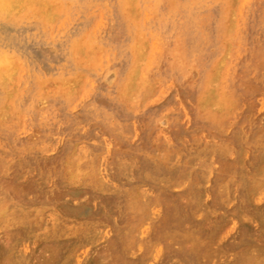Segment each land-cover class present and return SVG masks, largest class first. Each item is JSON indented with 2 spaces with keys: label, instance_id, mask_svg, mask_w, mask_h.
I'll list each match as a JSON object with an SVG mask.
<instances>
[{
  "label": "rangeland",
  "instance_id": "1",
  "mask_svg": "<svg viewBox=\"0 0 264 264\" xmlns=\"http://www.w3.org/2000/svg\"><path fill=\"white\" fill-rule=\"evenodd\" d=\"M55 1L0 0V264H264V0Z\"/></svg>",
  "mask_w": 264,
  "mask_h": 264
},
{
  "label": "bare ground",
  "instance_id": "2",
  "mask_svg": "<svg viewBox=\"0 0 264 264\" xmlns=\"http://www.w3.org/2000/svg\"><path fill=\"white\" fill-rule=\"evenodd\" d=\"M56 1H57V0H56ZM56 1H55V2H56ZM98 1H99V0H98ZM105 1H106V0H105ZM107 1H108V0H107ZM112 1H113V0H112ZM158 1H159V0H158ZM203 1H204V0H203ZM252 1H253V0H252ZM261 1H262V0H261ZM59 2H60V1H59ZM65 2H66V1H65ZM83 2H84V0H83ZM87 2H88V1H87ZM90 2H91V1H90ZM92 2H93V1H92ZM116 2H117V1H116ZM182 2H183V1H182ZM192 2H193V1H192ZM200 2H201V1H200ZM210 2H211V1H210ZM70 3L72 4V2H70ZM122 3H123V2H122ZM122 3H121V4H122ZM136 3H137V2H136ZM160 3H161V2H160ZM183 3H185V2H183ZM194 3H195V2H194ZM194 3H193V4H194ZM196 3H197V2H196ZM196 3H195V4H196ZM202 3H203V2H202ZM252 3H253V2H252ZM87 4H88V3H87ZM117 4H119V3H117ZM137 4H138V3H137ZM146 4H147V3H146ZM178 4H179V3H178ZM204 4H205V3H204ZM207 4H210V3H207ZM259 4H260V2H259ZM99 5H100V4H99ZM144 5H145V4H144ZM152 5H154V4H152ZM180 5H181V4H180ZM198 5H199V4H198ZM212 5H213V4H212ZM220 5H221V4H220ZM104 6H106V5H104ZM110 6H111V5H110ZM122 6H123V5H122ZM122 6H121V7H122ZM157 6H158V5H157ZM183 6H184V5H183ZM183 6H182V8H183ZM191 6H192V5H191ZM203 6H204V5H203ZM249 6H250V5H249ZM253 6H254V5H253ZM32 7H34V6H32ZM189 7H190V6H189ZM30 8H31V7H30ZM62 8H63V7H62ZM177 8H178V7H177ZM182 8H181V9H182ZM209 8H210V7H209ZM56 9H57V8H56ZM94 9H95V8H94ZM110 9H111V8H110ZM185 9H186V8H185ZM254 9H255V8H254ZM57 10H58V9H57ZM148 10H149V9H148ZM153 10H154V9H153ZM188 10H189V9H188ZM221 10H222V8H221ZM248 10H249V9H248ZM59 11H60V10H59ZM63 11H64V10H63ZM92 11H93V10H92ZM174 11H175V10H174ZM177 11H178V10H177ZM31 12H32V11H31ZM54 12H56V11H54ZM90 12H91V11H90ZM122 12H123V10H122ZM122 12H121V13H122ZM151 12H152V11H151ZM172 12H173V11H172ZM179 12H180V11H179ZM188 12H189V11H188ZM222 12H223V11H222ZM4 13H5V11H4ZM7 13H8V12H7ZM92 13H93V12H92ZM100 13H101V12H100ZM109 13H110V12H109ZM156 13H157V12H156ZM174 13H175V12H174ZM210 13H211V12H210ZM223 13H224V12H223ZM223 13H222V14L220 13V14L223 15ZM251 13H252V12H251ZM21 14H22V13H21ZM28 14H29V13H28ZM30 14H31V13H30ZM102 14H103V13H102ZM110 14H111V13H110ZM152 14H153V13H152ZM178 14H179V13H178ZM199 14H200V13H199ZM248 14H249V13H248ZM145 15H146V13H145ZM155 16H156V15H155ZM169 16H170V15H169ZM22 17H23V16H22ZM59 17H60V16H59ZM145 17H146V16H145ZM153 17H154V16H153ZM177 17H178V16H177ZM193 17H194V16H193ZM197 17H198V16H197ZM248 17H249V16H248ZM2 18H3V17H2ZM14 18H15V17H14ZM14 18H13V19H14ZM45 18H47V17H45ZM45 18H44V19H45ZM146 18H147V17H146ZM154 18H155V17H154ZM159 18H160V17H159ZM172 18H173V17H172ZM183 18H184V17H183ZM204 18H205V17H204ZM206 18H208V17H206ZM3 19H4V18H3ZM9 19H10V18H9ZM16 19H18V18H16ZM94 19H95V18H94ZM123 19H127V18H123ZM218 19H219V18H218ZM20 20H21V18H20ZM23 20H24V19H23ZM30 20H31V19H29V21H30ZM153 20H154V19H153ZM162 20H163V19H162ZM179 20H180V19H179ZM183 20H184V19H183ZM183 20H182V21H183ZM193 20H194V18H193ZM196 20H197V19H196ZM199 20H200V19H199ZM199 20H198V21H199ZM221 20H222V19H221ZM245 20H246V19H245ZM17 21H19V20H17ZM99 21H100V20H99ZM166 21H167V20H166ZM171 21H172V20H171ZM173 21H174V20H173ZM216 21H217V20H216ZM246 21H248V20H246ZM15 22H16V21H15ZM39 22H40V21H39ZM55 22H56V21H55ZM128 22H129V21H128ZM152 22H154V21H152ZM163 22H164V21H163ZM186 22H187V21H186ZM209 22H210V20H209ZM16 23H18V22H16ZM40 23H41V22H40ZM71 23H72V21H71ZM157 23H158V21H157ZM177 23H178V22H177ZM31 24H32V23H31ZM37 24H38V23H37ZM59 24H60V23H59ZM90 24H91V23H90ZM99 24H100V23H99ZM101 24H102V23H101ZM126 24H127V22H126ZM128 24H130V23H128ZM152 24H153V23H152ZM179 24H180V23H179ZM179 24H178V25H179ZM186 24H188V23H186ZM241 24H242V23H241ZM46 25H47V24H46ZM94 25H95V24H94ZM102 25H103V24H102ZM174 25H175V24H174ZM190 25H191V24H190ZM190 25H189V26H190ZM201 25H202V24H201ZM201 25H200V26H201ZM44 26H45V25H44ZM50 26H51V25H50ZM53 26H54V25H53ZM57 26H58V25H57ZM95 26H96V25H95ZM98 26H100V25H98ZM98 26H97V27H98ZM113 26H114V25H113ZM134 26H135V25H134ZM143 26H144V25H143ZM245 26H246V25H245ZM58 27H59V26H58ZM138 27H139V26H138ZM172 27H173V26H172ZM88 28H89V27H88ZM92 28H93V27H92ZM125 28H126V26H125ZM177 28H178V26H177ZM183 28H185V27L183 26ZM198 28H199V27H198ZM217 28H218V27H217ZM241 28H243V27H241ZM46 29H47V28H46ZM49 29H50V28H49ZM52 29H53V28H52ZM98 29H99V27H98ZM113 29H114V28H113ZM199 29H200V28H199ZM41 30H42V29H41ZM110 30H111V29H110ZM135 30H136V29H135ZM139 30H140V29H139ZM144 30H145V29H144ZM176 30H177V29H176ZM245 30H246V29H245ZM43 31H44V30H43ZM49 31H50V30H48V32H49ZM62 31H64V30H62ZM90 31H91V30H90ZM106 31H107V30H106ZM140 31H141V30H140ZM140 31H139V32H140ZM150 31H151V30H150ZM181 31H182V30H181ZM216 31H218V30H216ZM239 31H240V28H239ZM242 31H243V30H242ZM45 32H46V31H45ZM48 32H47V34H48ZM57 32H59V31H57ZM91 32H92V31H91ZM96 32H97V31H96ZM205 32H206V31H205ZM55 33H56V32H55ZM102 33H103V32H102ZM115 33H116V32H115ZM118 33H119V32H118ZM126 33H127V32H126ZM150 33H151V32H150ZM172 33H173V32H172ZM176 33H177V32H176ZM193 33H194V32H193ZM200 33H201V32H200ZM216 33H217V32H216ZM219 33H220V32H219ZM239 33H241V32H239ZM10 34H11V33H10ZM26 34H27V33H26ZM91 34H92V33H91ZM106 34H107V33H106ZM113 34H114V32H113ZM159 34H160V33H159ZM83 35H84V34H83ZM108 35H109V34H108ZM168 35H169V34H168ZM178 35H180V34H178ZM220 35H221V34H220ZM239 35H241V34H239ZM243 35H244V34H243ZM26 36H27V35H26ZM85 36H86V35H85ZM111 36H112V35H111ZM148 36H149V35H148ZM175 36H176V35H175ZM180 36H181V35H180ZM206 36H207V35H206ZM236 36H237V35H236ZM0 37H1V36H0ZM109 37H110V36H109ZM116 37H117V36H116ZM173 37H174V36H173ZM221 37H222V36H221ZM238 37H239V36H238ZM80 38H81V37H80ZM80 38H79V39H80ZM110 38H111V37H110ZM155 38H156V37H155ZM160 38H161V37H160ZM232 38H233V37H232ZM36 39H37V38H36ZM61 39H62V38H61ZM202 39H203V37H202ZM214 39H216V38H214ZM218 39H219V38H218ZM156 40H157V39H156ZM236 40H237V39H236ZM84 41H85V38H84ZM89 41H90V40H89ZM97 41H98V40H97ZM102 41H103V40H102ZM258 41H259V40H258ZM85 42H86V41H85ZM158 42H159V40H158ZM161 42H162V41H161ZM83 43H84V42H83ZM96 43H97V42H96ZM87 44H88V43H87ZM149 44H151V43L149 42ZM152 44H153V43H152ZM131 45H132V44H131ZM156 45H157V44H156ZM164 45H165V44H164ZM217 45H218V44H217ZM217 45H216V46H217ZM70 46H71V45H70ZM72 46H73V45H72ZM85 46H86V45H85ZM91 46H92V45H91ZM158 46H160V45H158ZM183 46H184V45H183ZM183 46H182V47H183ZM235 46H236V45H235ZM253 46H254V45H253ZM258 46H259V45H258ZM87 47H88V45H87ZM101 47H102V46H101ZM105 47H106V46H105ZM150 47H151V45H150ZM73 48H74V47H73ZM97 48H98V47H97ZM106 48H107V47H106ZM164 48H165V47H164ZM164 48H163V49H164ZM238 48H239V47H238ZM238 48H237V49H238ZM259 48H260V47H259ZM68 49H69V47H68ZM130 49H131V46H130ZM153 49H154V48H153ZM159 49H160V47H159ZM170 49H171V48H170ZM170 49H168V50H170ZM234 49L236 50V48H234ZM87 50H88V49H87ZM105 50H106V49H105ZM109 50H110V48H109ZM168 50H167V51H168ZM209 50H210V49H209ZM212 50H213V49H212ZM235 50H233V51H235ZM4 51H5V50H4ZM156 51H158V49H157ZM165 51H166V50H165ZM173 51H174V50H173ZM184 51H185V50H184ZM184 51H183V54H185ZM221 51H222V50H221ZM244 51H245V50H244ZM252 51H253V50H252ZM103 52H104V50H103ZM105 52H106V51H105ZM108 52H110V51H108ZM108 52H107V53H108ZM129 52H130V51H129ZM235 52H236V51H235ZM3 53H4V52H3ZM149 53H150V52H149ZM157 53L159 54V52H157ZM169 53H170V52H169ZM193 53H195V52H193ZM202 53H203V52H202ZM146 54H147V53H146ZM152 54H153V53H152ZM220 54H221V53H220ZM198 55H199V54H198ZM242 55H243V54H242ZM111 56H112V54H111ZM146 56H148V55H146ZM192 56H193V55H192ZM232 56H233V54H232ZM253 56H255V55H253ZM18 57H19V56H18ZM101 57H102V56H101ZM104 57H106V56H104ZM150 57H151V56H150ZM157 57H158V56H157ZM188 57H189V56H188ZM194 57H195V56H194ZM218 57H219V56H218ZM230 57H231V56H230ZM230 57H229V59H230ZM3 58H4V57H3ZM5 58H6V56H5ZM8 58H9V57H8ZM107 58H109V57H107ZM151 58H152V57H151ZM0 59H2V57H1ZM14 59H15V58H14ZM100 59H102V58H100ZM186 59H187V58H186ZM189 59H190V58H189ZM237 59H238V58H237ZM249 59H250V58H249ZM15 60H16V59H15ZM107 60H108V59H107ZM107 60H106V61H107ZM112 60H113V59H112ZM169 60H170V59H169ZM241 60H242V59H241ZM262 60H263V59H262ZM5 61H6V59H5ZM72 61H73V60H72ZM154 61H155V59H154ZM154 61H153V62H154ZM156 61H157V60H156ZM156 61H155V62H156ZM238 61H239V60H238ZM2 62H3V61H2ZM83 62H84V61H83ZM165 62H166V61H165ZM192 62H193V61H192ZM202 62H203V61H202ZM253 62H254V61H253ZM21 63H22V62H21ZM62 63H63V62H62ZM108 63H109V62H108ZM132 63H133V62H132ZM4 64H6V63H4ZM51 64H52V63H51ZM98 64H99V63H98ZM103 64H104V62H103ZM154 64H155V63H154ZM156 64H157V63H156ZM211 64H212V63H211ZM211 64H210V65H211ZM228 64H229V63H228ZM248 64H249V63H248ZM101 65H102V64H101ZM101 65H100V66H101ZM109 65H111V64H109ZM161 65H162V64H161ZM187 65H188V64H187ZM195 65H196V64H195ZM165 66H166V65H165ZM200 66H201V65H200ZM234 66H235V65H234ZM255 66H256V65H255ZM257 66H258V65H257ZM19 67H20V66H19ZM56 67H57V66H56ZM103 67H104V66H103ZM156 67H157V66H156ZM168 67H169V66H168ZM251 67H252V66H251ZM5 68H6V67H5ZM116 68H117V67H116ZM164 68H165V67H164ZM195 68H196V67H195ZM201 68H202V67H201ZM203 68H204V67H203ZM262 68H263V66H262ZM262 68H261V69H262ZM6 69H7V68H6ZM6 69H5V71H6ZM89 69H90V68H89ZM107 69H108V67H107ZM118 69H119V68H118ZM126 69H127V68H126ZM154 69H155V68H154ZM184 69H185V68H184ZM208 69H209V68H208ZM2 70H3V69H2ZM73 70H74V69H73ZM75 70H76V69H75ZM75 70H74V71H75ZM105 70H106V69H105ZM175 70H176V69H175ZM240 70H241V69H240ZM254 70H255V69H254ZM24 71H25V70H24ZM66 71H67V70H66ZM81 71H82V70H80V72H81ZM86 71H87V70H86ZM172 71H173V70H172ZM178 71H179V70H178ZM185 71H186V70H185ZM262 71H263V70H262ZM2 72H3V71H2ZM6 72H8V71H6ZM77 72H78V71H77ZM82 72H85V71H82ZM82 72H81V73H82ZM88 72H89V71H88ZM90 72H91V71H90ZM253 72H254V71H253ZM4 73H5V72H4ZM9 73L12 74V72H10V71H9ZM91 73H92V72H91ZM108 73H110V72H108ZM112 73H113V72H112ZM171 73H172V72H171ZM1 74H2V73H0V76H1ZM28 74H29V73H28ZM86 74H87V73H86ZM97 74H98V72H97ZM99 74H100V73H99ZM169 74H170V72H169ZM230 74H231V73H230ZM2 75H3V74H2ZM20 75H21V72H20ZM74 75H75V74H74ZM120 75H121V74H120ZM178 75H179V74H178ZM3 76H4V75H3ZM103 76H104V75H103ZM153 76H155V75H153ZM6 77H9V74H8V73H7V76H6ZM39 77H40V76H39ZM72 77H73V76H72ZM123 77H124V76H123ZM172 77H173V76H172ZM182 77H183V76H182ZM229 77H230V76H229ZM23 78H24V77H23ZM36 78H37V77H36ZM54 78H55V77H54ZM90 78H91V77H90ZM153 78H156V77H153ZM235 78H236V77H235ZM235 78H234V79H235ZM249 78H250V77H249ZM1 79H2V78H1ZM44 79H45V78H44ZM47 79H48V78H47ZM110 79H111V78H110ZM149 79H150V78H149ZM243 79H244V78H243ZM251 79H252V78H251ZM257 79H258V78H257ZM261 79H262V78H261ZM18 80H19V79H18ZM37 80H38V79H37ZM49 80H50V79H49ZM52 80H53V78H52ZM52 80H51V81H52ZM58 80H59V79H58ZM93 80H94V79H93ZM203 80H204V79H203ZM229 80H230V79H229ZM241 80H242V79H241ZM244 80H245V79H244ZM31 81H32V80H31ZM56 81H57V80H56ZM103 81H104V79H103ZM151 81H152V80H151ZM171 81H172V80H171ZM171 81H170V82H171ZM242 81H243V80H242ZM250 81H251V80H250ZM253 81H254V80H253ZM259 81H260V80H259ZM25 82H26V81H25ZM36 82H37V81H36ZM98 82H99V81H98ZM105 82H106V81H105ZM202 82H203V81H202ZM228 82H229V81H228ZM96 83H97V82H96ZM99 83H100V82H99ZM102 83H103V82H102ZM107 83H108V82H107ZM120 83H121V82H120ZM120 83H118V84H120ZM230 83H231V82H230ZM250 83H251V82H250ZM29 84H30V83H29ZM116 84H117V82H116ZM169 84H170V83H169ZM177 84H178V83H177ZM179 84H180V83H179ZM181 84H182V83H181ZM39 85H40V84H39ZM39 85H38V86H39ZM113 85H114V84H113ZM165 85H166V84H165ZM183 85H184V84H183ZM186 85H187V84H186ZM229 85H230V84H229ZM237 85H238V84H237ZM22 86H23V85H22ZM24 86H26V84H25ZM169 86H170V85H169ZM180 86H181V85H180ZM60 87H61V86H60ZM60 87H59V88H60ZM159 87H160V86H159ZM201 87H202V86H201ZM227 87H228V86H227ZM233 87H234V86H233ZM39 88H40V87H39ZM162 88H163V87H162ZM174 88H175V86H174ZM187 88H188V87H187ZM7 89H8V88H7ZM7 89H6V90H7ZM15 89H16V88H15ZM20 89H21V88H20ZM84 89H85V87H84ZM233 89H234V88H233ZM39 90H41V89H39ZM80 90H81V89H80ZM108 90H109V89H108ZM165 90H166V89H165ZM231 90H232V89H231ZM242 90H243V89H242ZM27 91H29V90H27ZM90 91H91V90H90ZM94 91H95V90H94ZM159 91H160V90H159ZM167 91H168V90H167ZM256 91H257V90H256ZM16 92H17V91H16ZM92 92H93V91H92ZM95 92H96V91H95ZM157 92H158V91H157ZM164 92H165V91H164ZM243 92H244V91H243ZM252 92H253V91H252ZM19 93H20V92H19ZM33 93H34V92H33ZM37 93L39 94V92H37ZM42 93H43V92H42ZM102 93H104V92H102ZM232 93H233V91H232ZM249 93H250V92H249ZM31 94H32V93H31ZM57 94H58V93H57ZM86 94H87V93H86ZM140 94H141V93H140ZM187 94H188V93H187ZM187 94H186V95H187ZM41 95H42V94H41ZM58 95H59V94H58ZM87 95H88V94H87ZM167 95H168V94H167ZM240 95H241V94H240ZM10 96H11V94H10ZM83 96H84V95H83ZM105 96H106V95H105ZM116 96H117V95H116ZM116 96H115V97H116ZM139 96H140V95H139ZM141 96H142V95H141ZM152 96H153V95H152ZM175 96H176V95H175ZM178 96H179V95H178ZM245 96H246V95H245ZM254 96H255V95H254ZM8 97H9V96H8ZM19 97H20V96H18V98H19ZM39 97H40V96H39ZM44 97H45V96H44ZM46 97H47V96H46ZM46 97H45V98H46ZM88 97H89V96H88ZM159 97H160V96H159ZM236 97H237V96H236ZM48 98H49V97H48ZM56 98H57V97H56ZM77 98H78V97H77ZM111 98H112V97H111ZM136 98H138V97H136ZM136 98H134V100H135ZM152 98H153V97H152ZM240 98H241V97H240ZM33 99H34V98H33ZM70 99H71V98H70ZM85 99H86V98H85ZM85 99H83V100H85ZM186 99H187V98H186ZM0 100H1V99H0ZM2 100H3V99H2ZM17 100H18V99H17ZM64 100H65V99H64ZM71 100H72V99H71ZM80 100H81V99H80ZM116 100H117V99H116ZM48 101H49V100H48ZM162 101H163V100H162ZM182 101H183V100H182ZM2 102H3V101H2ZM21 103H22V102H21ZM49 103H52V101H51V102L49 101ZM49 103H48V104H49ZM64 103H65V102H64ZM67 103H68V101H67ZM191 103H192V102H191ZM191 103H190V104H191ZM254 103H255V102H254ZM0 104H1V103H0ZM14 104H15V103H14ZM22 104H24V103H22ZM68 104H69V103H68ZM76 104H77V103H76ZM76 104H75V105H76ZM81 104H82V103H81ZM81 104H80V105H81ZM72 105H73V104H72ZM127 105H129V104H127ZM241 105H242V104H241ZM58 106H59V105H58ZM124 106H125V105H124ZM153 106H154V105H153ZM177 106H179V105H177ZM181 106H182V105H181ZM181 106H180V107H181ZM253 106L255 107V105H253ZM18 107H19V106H18ZM29 107H30V106H29ZM56 107H57V106H56ZM79 107H80V106H79ZM90 107H91V106H90ZM148 107H149V106H148ZM245 107H246V106H245ZM16 108H17V107H16ZM26 108H27V107H26ZM52 108H54V107H52ZM69 108H70V107H69ZM69 108H68V109H69ZM134 108H135V107H134ZM140 108H141V106H140ZM169 108H170V107H169ZM173 108L175 109V107H173ZM176 108H177V107H176ZM50 109H51V108H50ZM57 109H58V108H57ZM73 109H74V108H73ZM73 109H71V111H72ZM90 109H91V108H90ZM165 109H167V108H165ZM194 109H195V108H194ZM17 110H18V109H17ZM30 110H31V109H30ZM44 110H45V109H44ZM66 110H67V109H66ZM140 110H141V109H140ZM143 110H144V109H143ZM143 110H142V111H143ZM248 110H249V108H248ZM34 111H35V110H34ZM132 111H133V110H132ZM152 111H153V110H152ZM160 111H161V110H160ZM253 111H254V110H253ZM140 112H141V111H140ZM70 113H71V112H70ZM164 113H165V112H164ZM20 114H21V113H20ZM80 114H81V113H80ZM25 115H26V114H25ZM29 115H30V114H29ZM43 115H44V114H43ZM43 115H42V116H43ZM45 115H46V114H45ZM73 115H74V114H73ZM77 115H78V114H77ZM105 115H106V114H105ZM146 115H147V114H146ZM188 115H189V114H188ZM196 115H197V114H196ZM16 116H17V115H16ZM151 116H152V115H151ZM4 117H5V116H4ZM10 117H12V116H10ZM112 117H113V116H112ZM257 117H258V116H257ZM7 118H8V117H7ZM17 118H18V117H17ZM21 118H22V117H21ZM246 118H247V117H246ZM246 118H245V119H246ZM263 118H264V117H263ZM25 119H26V118H25ZM25 119H23V120H25ZM45 119H46V118H45ZM56 119H57V117H56ZM76 119H77V118H76ZM94 119H95V118H94ZM148 119H149V118H148ZM156 119H157V118H156ZM245 119H244V120H245ZM261 119H262V118H261ZM40 120H41V119H40ZM40 120H39V122H40ZM62 120H63V119H62ZM203 120H204V118H203ZM263 120H264V119H263ZM30 121H31V120H30ZM36 121H37V120H36ZM44 121H45V120H44ZM63 121H64V120H63ZM109 121H110V120H109ZM206 121H207V120H206ZM247 121H248V120H247ZM260 121H261V120H260ZM23 122H24V121H23ZM37 122H38V121H37ZM37 122H36V123H37ZM113 122H114V121H113ZM173 122H174V121H173ZM189 122H190V121H189ZM254 122H255V121H254ZM52 123H53V122H52ZM115 123H116V122H115ZM126 123H127V122H126ZM152 123H153V122H152ZM226 123H227V122H226ZM226 123H225V124H226ZM32 124H33V123H32ZM42 124H43V123H42ZM45 124H46V123H45ZM96 124H97V123H96ZM108 124H109V123H108ZM134 124H135V123H134ZM189 124H190V123H189ZM207 124H208V123H207ZM215 124H216V123H215ZM223 124H224V123H223ZM225 124H224V125H225ZM239 124H240V123H239ZM247 124H248V123H247ZM14 125H15V124H14ZM22 125H23V123H22ZM34 125H35V124H34ZM61 125H62V124H61ZM186 125H187V124H186ZM186 125H185V126H186ZM212 125H213V123H212ZM241 125H242V124H241ZM255 125H256V124H255ZM2 126H3V125H2ZM37 126H38V125H37ZM49 126H50V125H49ZM92 126H93V125H92ZM185 126H184V127H185ZM210 126H211V124H210ZM256 126H257V125H256ZM24 127H25V126H24ZM29 127H30V126H29ZM47 127H48V126H47ZM112 127H113V126H112ZM123 127H124V126H123ZM153 127H154V126H153ZM187 127H188V126H187ZM0 128H1V127H0ZM6 128H7V127H6ZM20 128H21V127H20ZM144 128H145V127H144ZM150 128H151V127H150ZM194 128H196V127H194ZM213 128H214V126H213ZM248 128H249V127H248ZM257 128H258V127H257ZM18 129H19V128H18ZM23 129H24V128H23ZM43 129H44V128H43ZM61 129H62V128H61ZM230 129H231V128H230ZM239 129H240V128H239ZM14 130H15V129H14ZM14 130H13V131H14ZM84 130H85V129H84ZM112 130H113V129H112ZM135 130H136V129H135ZM157 130H158V129H157ZM188 130H189V129H188ZM200 130H201V129H199V131H200ZM219 130H220V129H219ZM253 130H254V129H253ZM4 131H6V130H4ZM9 131H10V130H9ZM21 131H22V130H21ZM24 131H25V130H24ZM39 131H40V130H39ZM199 131H198V132H199ZM229 131H230V130H229ZM2 132H3V131H2ZM10 132H11V131H10ZM81 132H82V131H81ZM86 132H87V131H86ZM95 132H96V131H95ZM101 132H102V131H101ZM7 133H8V132H7ZM16 133H17V132H16ZM123 133H124V132H123ZM135 133H136V132H135ZM17 134H18V133H17ZM85 134H86V133H85ZM169 134H170V133H169ZM194 134H195V133H194ZM209 134H210V133H209ZM217 134H219V133H217ZM260 134H261V133H260ZM22 135H23V134H22ZM124 135H125V134H124ZM134 135H135V134H134ZM138 135H139V134H138ZM153 135H154V134H153ZM201 135H202V134H201ZM254 135H255V134H254ZM3 136H4V135H3ZM62 136H63V135H62ZM128 136H129V135H128ZM173 136H174V135H173ZM197 136H198V135H197ZM13 137H14V136H13ZM58 137H59V136H58ZM133 137H134V136H133ZM24 138H25V137H24ZM39 138H40V137H39ZM70 138H71V137H70ZM75 138H76V135H75ZM154 138H155V137H154ZM239 138H240V137H239ZM115 139H116V138H115ZM163 139H164V138H163ZM163 139H162V140H163ZM194 139H196V138H194ZM219 139H220V138H219ZM254 139H255V138H254ZM40 140H41V139H40ZM103 140H104V139H103ZM109 140H110V139H109ZM116 140H117V139H116ZM155 140H156V139H155ZM171 140H172V139H171ZM184 140H185V139H184ZM197 140H198V139H197ZM250 140H251V139H250ZM258 140H260V139H258ZM2 141H3V140H2ZM78 141H79V140H78ZM94 141H95V140H94ZM104 141H105V140H104ZM133 141H134V140H133ZM138 141H139V140H138ZM185 141H186V140H185ZM229 141H230V140H229ZM76 142H77V141H76ZM130 142H131V141H130ZM211 142H212V141H211ZM242 142H243V141H242ZM13 143H14V142H13ZM44 143H45V142H44ZM136 143H137V142H136ZM164 143H165V142H164ZM194 143H195V142H194ZM223 143H224V142H223ZM228 143H229V142H228ZM24 144H25V143H24ZM32 144H33V143H32ZM34 144H35V143H34ZM36 144H37V143H36ZM42 144H43V143H42ZM49 144H50V142H49ZM72 144H73V143H72ZM159 144H160V143H159ZM170 144H171V143H170ZM197 144H198V143H197ZM247 144H248V143H247ZM247 144H246V145H247ZM249 144H251V143H249ZM7 145H8V144H7ZM145 145H146V144H145ZM16 146H17V145H16ZM20 146H21V145H20ZM24 146H26V144H25ZM32 146H33V145H32ZM35 146H36V145H35ZM82 146H83V145H82ZM106 146H107V145H106ZM112 146H113V145H112ZM155 146H156V145H155ZM179 146H180V145H179ZM179 146H178V147H179ZM195 146H196V145H195ZM203 146H204V145H203ZM213 146H214V145H213ZM36 147H37V146H36ZM78 147H80V146H78ZM123 147H124V146H123ZM123 147H122V148H123ZM125 147H126V146H125ZM219 147H220V146H219ZM5 148H6V147H5ZM9 148H10V147H9ZM14 148H15V147H14ZM14 148H13V149H14ZM28 148H29V145H28ZM38 148H39V147H38ZM41 148H42V146H41ZM43 148H45V146H44ZM52 148H53V147H52ZM82 148H83V147H82ZM84 148H85V147H84ZM86 148H87V147H86ZM150 148H151V147H150ZM156 148H158V147H156ZM214 148H215V147H214ZM228 148L230 149V147H228ZM242 148H243V147H242ZM1 149H2V148H1ZM17 149H18V147L16 148V150H17ZM158 149H159V148H158ZM167 149H169V148H167ZM175 149H176V148H175ZM207 149H208V148H207ZM243 149H244V148H243ZM33 150H34V149H33ZM37 150H38V149H37ZM40 150H41V149H40ZM40 150H39V151H40ZM47 150H48V149H47ZM68 150H69V149H68ZM110 150H111V149H110ZM126 150H127V149H126ZM212 150H213V149H212ZM230 150H232V149H230ZM258 150H259V148H258ZM6 151H8V150H6ZM18 151H19V150H18ZM30 151H32V150H30ZM44 151H45V150H44ZM52 151H53V150H52ZM79 151H80V150H79ZM85 151H87V150L85 149ZM106 151H107V150H106ZM163 151H164V150H163ZM209 151H211V149H209ZM226 151H227V150H226ZM226 151H225V152H226ZM228 151H229V150H228ZM246 151H247V150H246ZM1 152H2V151H1ZM12 152H13V151H12ZM12 152H11V153H12ZM28 152H29V151H28ZM46 152H47V151H46ZM49 152H50V151H49ZM49 152H48V153H49ZM54 152H55V150H54ZM60 152H61V151H60ZM107 152H108V151H107ZM111 152H112V151H111ZM247 152H248V151H247ZM256 152H257V151H256ZM3 153H4V152H3ZM24 153H25V152H24ZM78 153H79V152H78ZM94 153H95V152H94ZM5 154H6V153H5ZM16 154H17V153H16ZM22 154H23V153H22ZM41 154H42V153H41ZM97 154H98V153H97ZM111 154H112V153H111ZM137 154H138V152H137ZM139 154H140V153H139ZM151 154H152V153H151ZM163 154H164V153H163ZM213 154H215V153L213 152ZM244 154H245V153H244ZM17 155H18V154H17ZM42 155H43V154H42ZM65 155H66V153L64 154V156H65ZM99 155H100V154H99ZM161 155H162V154H161ZM240 155H241V154H240ZM10 156H11V155H10ZM14 156H15V154H14ZM22 156H23V155H22ZM45 156H46V155H45ZM49 156H51L50 153H49ZM92 156H93V155H92ZM111 156H113V155H111ZM149 156H150V155H149ZM223 156H224V155H223ZM244 156H245V155H244ZM16 157H17V156H16ZM51 157H53V156H51ZM51 157H50V159H51ZM65 157H66V156H65ZM80 157H82L81 154H80ZM84 157H85V156H84ZM84 157H83V158H84ZM101 157H102V156H101ZM150 157H151V156H150ZM190 157H191V156H189V158H190ZM197 157H198V156H197ZM213 157H214V155H213ZM252 157H253V156H252ZM8 158H9V157H8ZM11 158H12V157H11ZM45 158H46V157H45ZM45 158H44V159H45ZM47 158H48V157H47ZM70 158H71V157H70ZM76 158H77V157H76ZM134 158H135V157H134ZM210 158H211V157H210ZM2 159H3V158H2ZM13 159H14V158H13ZM74 159H75V158H74ZM77 159H78V158H77ZM91 159H92V157H91ZM104 159H105V158H104ZM176 159H178V158H176ZM176 159H175V160H176ZM183 159H184V158H183ZM185 159H186V158H185ZM197 159H198V158H197ZM197 159H196V160H197ZM201 159H202V158H201ZM213 159H214V158H213ZM14 160L16 161V159H14ZM24 160H25V159H24ZM72 160H73V159H72ZM87 160H88V159H87ZM123 160H124V159H123ZM135 160H136V158H135ZM158 160H159V159H158ZM161 160H162V159H161ZM165 160H166V158H165ZM180 160H181V159H180ZM199 160H200V158H199ZM210 160H211V159H210ZM4 161H5V160H4ZM4 161H3V162H4ZM8 161H9V159H8ZM63 161H64V160H63ZM159 161H160V160H159ZM178 161H179V160H178ZM197 161H198V160H197ZM227 161H228V159H227ZM251 161H252V160H251ZM17 162H20V161H17ZM36 162H37V161H36ZM90 162H91V161H90ZM153 162H154V161H153ZM174 162H175V161H174ZM13 163H15V162H13ZM74 163H75V162H74ZM230 163H231V162H230ZM242 163H243V162H242ZM248 163H249V162H248ZM262 163H263V162H262ZM15 164H16V163H15ZM17 164H18V163H17ZM60 164H61V163H60ZM82 164H83V163H82ZM85 164H86V163H85ZM95 164H96V163H95ZM154 164H155V163H154ZM165 164H166V161H165ZM215 164H216V163H215ZM186 165H187V163H186ZM207 165H208V164H207ZM211 165H214V164H211ZM216 165H217V164H216ZM240 165H242V164H240ZM244 165H245V164H244ZM18 166H19V164H18ZM24 166H25V165H24ZM38 166H39V165H38ZM50 166H51V165H50ZM50 166H49V167H50ZM75 166H76V165H75ZM101 166H102V164H101ZM103 166H104V165H103ZM195 166H196V165H195ZM242 166H243V165H242ZM242 166H241V167H242ZM22 167H23V165H22ZM59 167H60V166H59ZM79 167H80V165H79ZM86 167H87V166H86ZM46 168H48V167H46ZM74 168H75V167H74ZM92 168H93V166H92ZM101 168H102V167H101ZM217 168H218V167H217ZM256 168H257V167H256ZM62 169H63V168H62ZM94 169H95V168H94ZM183 169H184V168H183ZM210 169H211V167H210ZM214 169H215V168H214ZM67 170H68V169H67ZM75 170H76V169H75ZM179 170H180V169H179ZM191 170H192V169H191ZM246 170H247V169H246ZM13 171H14V170H13ZM88 171H89V169H88ZM88 171H86V172H88ZM94 171H95V170H94ZM105 171H106V170H105ZM209 171H210V170H209ZM247 171H248V170H247ZM10 172H11V171H10ZM34 172H35V170H34ZM50 172H51V171H50ZM98 172H99V171H98ZM106 172H107V171H106ZM131 172H132V171H131ZM179 172H180V171H179ZM257 172H258V171H257ZM263 172H264V171H263ZM263 172H262V173H263ZM11 173H12V172H11ZM64 173H65V172H64ZM93 173H94V172H93ZM180 173H181V172H180ZM245 173H246V172H245ZM33 174H34V173H33ZM42 174H43V173H42ZM46 174H47V173H46ZM56 174H57V173H56ZM77 174H78V173H77ZM189 174H190V173H189ZM218 174H219V173H218ZM232 174H234V173H232ZM235 174H236V173H235ZM250 174H251V173H250ZM254 174H255V173H254ZM5 175H7V174L5 173ZM53 175H54V174H53ZM84 175H85V173H84ZM92 175H93V174H92ZM110 175H111V174H110ZM208 175H209V174H208ZM224 175H225V174H224ZM229 175H230V174H229ZM245 175H246V174H245ZM257 175H258V174H257ZM2 176H4V175H2ZM7 176H8V175H7ZM86 176H87V175H86ZM93 176H94V175H93ZM192 176H193V175H192ZM214 176H215V175H214ZM251 176H252V175H251ZM255 176H256V175H255ZM263 176H264V175H263ZM46 177H47V176H46ZM49 177H50V176H49ZM246 177H247V175H246ZM253 177H254V176H253ZM54 178H55V177H54ZM91 178H92V177H91ZM103 178H104V177H103ZM106 178H108V177L106 176ZM7 179H8V178H7ZM63 179H64V178H63ZM79 179H80V178H79ZM88 179H89V178H88ZM183 179H184V178H182V180H183ZM215 179H216V178H215ZM219 179H220V178H219ZM227 179H228V178H227ZM227 179H226V180H227ZM234 179H235V178H234ZM257 179H258V178H257ZM67 180H68V179H67ZM108 180H109V179H108ZM217 180H218V179H217ZM228 180H229V179H228ZM249 180H250V179H249ZM252 180H253V179H252ZM19 181H20V180H19ZM75 181H76V180H75ZM92 181H93V180H92ZM119 181H120V180H119ZM158 181H159V180H158ZM158 181H157V182H158ZM214 181H216V180H214ZM220 181H221V180H220ZM234 181H235V180H234ZM9 182H10V179H9ZM11 182H12V181H11ZM17 182H18V180H17ZM27 182H28V181H27ZM78 182H79V181H78ZM104 182H105V181H104ZM122 182H123V181H122ZM185 182H186V181H185ZM238 182H240V181H238ZM248 182H249V181H248ZM12 183H13V182H12ZM23 183H24V182H23ZM66 183H67V182H66ZM72 183H73V182H72ZM87 183H88V182H87ZM195 183H196V182H195ZM30 184H31V183H30ZM38 184H39V182H38ZM73 184H74V183H73ZM90 184H91V183H90ZM94 184H95V183H93V185H94ZM98 184H99V183H98ZM160 184H161V183H160ZM180 184H181V183H180ZM219 184H222V183H219ZM223 184H224V183H223ZM223 184H222V185H223ZM258 184H259V183H258ZM22 185H23V184H22ZM75 185H76V184H75ZM82 185H83V184H82ZM167 185H168V184H167ZM182 185H183V184H182ZM208 185H209V184H208ZM214 185H215V184H214ZM239 185H240V184H239ZM263 185H264V184H263ZM37 186H39V185H37ZM144 186H146V185H144ZM185 186H186V185H185ZM205 186H206V185H205ZM211 186H212V185H211ZM224 186H225V185H224ZM236 186H237V184H236ZM249 186H250V185H249ZM251 186H252V185H251ZM256 186H257V185H256ZM53 187H54V186H53ZM73 187H74V186H73ZM97 187H98V186H97ZM225 187H226V186H225ZM50 188H51V187H50ZM90 188H92V187H90ZM98 188H99V187H98ZM141 188H142V187H141ZM143 188H144V187H143ZM172 188H173V187H172ZM183 188H184V187H183ZM52 189H53V188H52ZM186 189H187V188H186ZM206 189H207V188H206ZM219 189H220V185H219ZM225 189H226V188H225ZM227 189H228V188H227ZM230 189H231V188H230ZM30 190H31V189H30ZM55 190H56V189H55ZM60 190H61V189H60ZM147 190H148V189H147ZM211 190H212V189H211ZM217 190H218V189H217ZM220 190H221V189H220ZM0 191H1V190H0ZM3 191H5V190H3ZM19 191H20V190H19ZM142 191H144V190H142ZM151 191H152V190H151ZM218 191H219V190H218ZM223 191H224V190H223ZM7 192H8V190H7ZM36 192H37V191H36ZM133 192H134V191H133ZM246 192H247V191H246ZM248 192H249V191H248ZM250 192H251V191H250ZM254 192H255V191H254ZM27 193H28V192H27ZM148 193H149V191H148ZM206 193H207V192H206ZM206 193H205V195H206ZM222 193H223V192H222ZM225 193H226V191H225ZM241 193H242V192H241ZM251 193H252V192H251ZM22 194H23V193H22ZM33 194H34V193H33ZM38 194H39V193H38ZM49 194H50V193H49ZM49 194H48V195H49ZM140 194H141V192H140ZM158 194H159V193H158ZM167 194H169V193H167ZM178 194H179V193H178ZM34 195H35V194H34ZM143 195H144V193H143ZM189 195H190V194H189ZM243 195H244V194H243ZM1 196H3V195H1ZM26 196H27V195H26ZM29 196H30V195H29ZM65 196H66V195H65ZM127 196H128V195H127ZM153 196H154V195H153ZM156 196H157V195H156ZM253 196H254V195H253ZM4 197H5V196H4ZM15 197H16V196H15ZM39 197H40V196H39ZM58 197H59V196H58ZM241 197H242V196H241ZM2 198H3V197H2ZM10 198H11V197H10ZM65 198H67V197H65ZM140 198H141V197H140ZM184 198H185V197H184ZM206 198H207V197H206ZM219 198H220V197H219ZM227 198H228V197H226V200H227ZM234 198H235V197H234ZM234 198H233V199H234ZM242 198H243V197H242ZM242 198H240V199H242ZM252 198H253V197H252ZM5 199H6V198H5ZM33 199H34V198H33ZM36 199H37V198H36ZM84 199H85V198H84ZM84 199H82V200H84ZM125 199H126V198H125ZM213 199H214V198H213ZM230 199H231V198H230ZM248 199H249V198H248ZM13 200H14V199H13ZM16 200H17V199H16ZM16 200H15V201H16ZM19 200H20V199H19ZM22 200H23V199H22ZM49 200H50V199H49ZM210 200H211V199H210ZM31 201H32V200H31ZM33 201H34V200H33ZM39 201H40V200H39ZM41 201H42V200H41ZM46 201H47V200H46ZM75 201H77V200H75ZM136 201H137V200H136ZM213 201H214V200H213ZM235 201H236V200H235ZM239 201H240V200H239ZM18 202H19V201H18ZM60 202H61V201H60ZM201 202H202V201H201ZM248 202H249V201H248ZM39 203H40V202H39ZM41 203H42V202H41ZM54 203H55V201H54ZM94 203H95V202H94ZM129 203H130V202H129ZM164 203H165V202H164ZM166 203H167V202H166ZM168 203H169V202H168ZM28 204H29V203H28ZM30 204H31V203H30ZM51 204H52V203H51ZM59 204H60V203H59ZM79 204H80V203H79ZM159 204H160V203H159ZM216 204H217V203H216ZM224 204H225V203H224ZM34 205H35V204H34ZM40 205H41V204H40ZM40 205H39V206H40ZM49 205H50V204H49ZM75 205H76V204H75ZM198 205H199V204H198ZM242 205H244V204H242ZM15 206H16V205H15ZM29 206H30V205H29ZM32 206H33V205H32ZM44 206H45V205H44ZM56 206H57V205H56ZM132 206H133V205H132ZM239 206H240V205H239ZM27 207H28V206H27ZM27 207H26V208H27ZM41 207H43V205H42ZM46 207H47V206H46ZM147 207H149V206H147ZM211 207H212V206H211ZM213 207H214V206H213ZM215 207H216V206H215ZM224 207H225V206H224ZM246 207H247V206H246ZM12 208H13V207H12ZM60 208H61V207H60ZM131 208H132V207H131ZM137 208H139V207L137 206ZM154 208H156V207H154ZM203 208H204V207H203ZM263 208H264V206H263ZM5 209H6V208H5ZM93 209H94V208H93ZM167 209H168V208H167ZM209 209H211V208H209ZM213 209H214V208H213ZM244 209H245V208H244ZM251 209H252V208H251ZM24 210H25V209H24ZM132 210H133V209H132ZM143 210H144V209H143ZM150 210H151V209H150ZM205 210H206V209H205ZM205 210H204V211H205ZM207 210H208V209H207ZM225 210H227V209H225ZM231 210H232V209H231ZM242 210H243V209H242ZM247 210H249V209H247ZM253 210H254V209H253ZM261 210H262V209H261ZM8 211H9V210H8ZM125 211H126V210H125ZM133 211L136 212V210H133ZM133 211H131V212H133ZM137 211H138V210H137ZM152 211H153V210H152ZM208 211H209V210H208ZM211 211H212V210H211ZM143 212H144V211H143ZM143 212H142V213H143ZM162 212H163V211H162ZM247 212H249V211H247ZM16 213H17V212H16ZM49 213H50V212H49ZM52 213H53V212H52ZM136 213H138V212H136ZM140 213H141V212H140ZM140 213H139V214H140ZM153 213H154V212H153ZM153 213H152V214H153ZM197 213H198V212H197ZM197 213H196V214H197ZM213 213H214V212H213ZM242 213H243V211H242ZM7 214H8V213H7ZM61 214H62V213H61ZM126 214L128 215V213H126ZM139 214H138V215H139ZM164 214H165V213H164ZM204 214H205V213H204ZM210 214H211V213H210ZM214 214H215V213H214ZM217 214H218V213H217ZM237 214L239 215V213H237ZM261 214H262V213H261ZM16 215H17V214H16ZM37 215H38V214H37ZM47 215H48V214H47ZM138 215H137V216H138ZM194 215H195V214H194ZM201 215H202V214H201ZM205 215H206V214H205ZM251 215H252V214H251ZM17 216H18V215H17ZM31 216H32V215H31ZM53 216H54V215H53ZM134 216H135V213H134ZM151 216H152V215H151ZM167 216H168V215H167ZM254 216H255V215H254ZM28 217H30V216H28ZM63 217H64V215H63ZM70 217H71V216H70ZM125 217H126V216H125ZM135 217H136V216H135ZM155 217H156V216H155ZM239 217H240V216H239ZM0 218H1V217H0ZM9 218H10V217H9ZM19 218H20V217H19ZM47 218H48V217H46V219H47ZM53 218L55 219V217H53ZM53 218H51V219H53ZM60 218H61V216H60ZM65 218H66V217H65ZM72 218L74 219V217H72ZM126 218H127V217H126ZM141 218H142V215H141ZM143 218H144V217H143ZM166 218H167V217H166ZM204 218H205V216H204ZM204 218H203V219H204ZM210 218H211V217H210ZM229 218H230V217H229ZM235 218H236V217H235ZM240 218H241V217H240ZM240 218H239V219H240ZM251 218H252V217H251ZM42 219H43V218H42ZM58 219H59V218H58ZM135 219H136V218H135ZM200 219H201V218H200ZM206 219H207V218H206ZM226 219H227V218H226ZM237 219H238V218H237ZM237 219H236V220H237ZM262 219H263V217H262ZM0 220H1V219H0ZM11 220H12V219H11ZM15 220H16V219H15ZM20 220H21V219H20ZM47 220H48V219H47ZM64 220H65V219H64ZM76 220H77V219H75V221H76ZM95 220H96V219H95ZM126 220H127V219H126ZM228 220H230V219H228ZM248 220H249V219H248ZM4 221H5V220H4ZM23 221H24V220H23ZM36 221H37V220H36ZM41 221H42V220H41ZM60 221H61V220H60ZM66 221H68V220H66ZM81 221H82V220H81ZM83 221H84V220H83ZM89 221H90V220H89ZM114 221H115V220H114ZM137 221H138V220H137ZM142 221H143V220H142ZM146 221H149V220H146ZM196 221H197V220H196ZM214 221H215V219H214ZM231 221H232V220H231ZM249 221H250V220H249ZM251 221H252V220H251ZM263 221H264V220H263ZM39 222H40V221H39ZM61 222H62V221H61ZM64 222H65V221H64ZM78 222H79V220H78ZM86 222H87V221H86ZM93 222H94V221H93ZM97 222H98V221H97ZM224 222H225V221H224ZM19 223H20V221H19ZM27 223H28V222H27ZM53 223H54V222H53ZM55 223H56V222H55ZM66 223H68V222H66ZM95 223H96V222H95ZM209 223H210V222H209ZM209 223H208V224H209ZM251 223H253V222H251ZM35 224H36V223H35ZM96 224H97V223H96ZM133 224H134V223H133ZM148 224H149V223H148ZM173 224H174V223H173ZM221 224H222V223H221ZM238 224H239V223H238ZM263 224H264V223H263ZM263 224H262V225H263ZM23 225H24V224H23ZM92 225H93V224H92ZM106 225L108 226V224H106ZM122 225H123V224H121V226H122ZM127 225H128V224H127ZM135 225H136V224H135ZM135 225H134V226H135ZM165 225H166V222H165ZM165 225H164V226H165ZM214 225H215V224H214ZM217 225H219V224H217ZM225 225H226V224H225ZM251 225H252V224H251ZM25 226H26V225H25ZM25 226H24V227H25ZM29 226H30V225H29ZM35 226H36V225H35ZM45 226H46V224H45ZM103 226H104V225H103ZM160 226H162V225H160ZM184 226H185V225H184ZM202 226H203V225H202ZM204 226H205V225H204ZM204 226H203V228H205ZM206 226H207V224H206ZM263 226H264V225H263ZM140 227H141V226H140ZM250 227H252V226H250ZM254 227H255V226H254ZM254 227H253V228H254ZM60 228H61V227H60ZM62 228H63V227H62ZM87 228H88V227H87ZM130 228H131V227H130ZM155 228H156V226H155ZM158 228H159V227H158ZM197 228H200L199 225H198ZM209 228H210V227H208V229H209ZM212 228H213V227H212ZM212 228H211V229H212ZM239 228H240V227H239ZM253 228H252V229H253ZM78 229H79V227H78ZM82 229H83V228H82ZM92 229H93V228H92ZM107 229H108V228H107ZM201 229H202V228H201ZM261 229H262V228H261ZM12 230H13V229H12ZM29 230H30V229H29ZM39 230H41V229H39ZM55 230H56V229H55ZM93 230H94V229H93ZM209 230H210V229H209ZM235 230H236V229H235ZM256 230H257V229H256ZM20 231H21V230H20ZM70 231H71V229H70ZM144 231H145V230H144ZM149 231H150V230H149ZM186 231H187V230H186ZM199 231H200V230H199ZM210 231H211V230H210ZM239 231L241 232L240 229H239ZM117 232H118V231H117ZM136 232H137V231H136ZM32 233H33V232H32ZM65 233H66V232H65ZM81 233H82V232H81ZM158 233H159V232H158ZM205 233H206V232H205ZM256 233H257V232H256ZM19 234H21V233H19ZM30 234H31V233H30ZM39 234H40V233H39ZM62 234H63V233H62ZM62 234H60V235H62ZM100 234H101V233H100ZM114 234H115V233H114ZM198 234H199V233H198ZM207 234H208V233H207ZM236 234H237V233H236ZM55 235H56V234H55ZM63 235H64V234H63ZM147 235H148V233H147ZM161 235H162V234H161ZM183 235H184V234H183ZM240 235H241V234H240ZM253 235H254V234H253ZM13 236H15V235H13ZM102 236H103V235H102ZM142 236H144V235H142ZM148 236H149V235H148ZM199 236H200V235H199ZM35 237H36V236H35ZM37 237H38V236H37ZM98 237H99V236H98ZM104 237H105V236H104ZM128 237H129V236H128ZM139 237H140V236H139ZM155 237H156V236H155ZM155 237H154V238H155ZM211 237H212V236H211ZM16 238H17V237H16ZM39 238H40V237H39ZM39 238H38V239H39ZM92 238H93V237H92ZM148 238H149V237H148ZM198 238H199V237H198ZM204 238H205V237H204ZM229 238H230V237H229ZM238 238H239V237H238ZM41 239H42V238H41ZM99 239H100V238H99ZM99 239H97V240L99 241ZM140 239H141V238H140ZM144 239H145V238H144ZM169 239H170V238H169ZM22 240H23V239H22ZM34 240H35V239H34ZM71 240H72V239H71ZM74 240H75V239H74ZM74 240H73V241H74ZM120 240H121V239H120ZM125 240H126V239H125ZM156 240H158V237H157ZM258 240H259V239H258ZM32 241H33V240H32ZM57 241H58V239H57ZM68 241H69V240H68ZM90 241H91V240H90ZM140 241H141V240H140ZM147 241H148V240L146 239V242H147ZM166 241H167V240H166ZM213 241H214V240H213ZM213 241H212V242H213ZM231 241H232V240H231ZM231 241H230V242H231ZM10 242H11V241H10ZM26 242H27V241H26ZM54 242H55V241H54ZM62 242H63V241H62ZM65 242H66V241H65ZM81 242H82V241H81ZM100 242H101V241H100ZM121 242H122V240H121ZM228 242H229V241H228ZM8 243H9V242H8ZM14 243H15V242H14ZM42 243H43V242H42ZM73 243H74V242H73ZM119 243H120V242H119ZM122 243H123V242H122ZM133 243H134V242H133ZM235 243H236V242H235ZM235 243H234V244H235ZM244 243H245V242H244ZM255 243H256V242H255ZM23 244H24V243H23ZM50 244H51V243H50ZM91 244H92V243H91ZM98 244H99V243H98ZM196 244H197V243H196ZM248 244H249V243H248ZM60 245H62V244H60ZM141 245H143V243H142ZM176 245H177V244H176ZM185 245H186V244H185ZM232 245H233V244H232ZM244 245H245V244H244ZM13 246H14V245H13ZM13 246H12V247H13ZM30 246H31V245H30ZM32 246H33V245H32ZM57 246H58V245H57ZM73 246H74V245H73ZM92 246H94V245H92ZM95 246H96V245H95ZM97 246H98V245H97ZM173 246H174V245H173ZM177 246H178V245H177ZM200 246H201V245H200ZM206 246H207V245H206ZM223 246H224V244H223ZM236 246H237V245H236ZM254 246H255V245H254ZM12 247H11V248H12ZM15 247H16V246H15ZM17 247H18V246H17ZM24 247H25V246H24ZM24 247H23V248H24ZM87 247H88V246H87ZM111 247H112V246H111ZM115 247H117V246H115ZM153 247H154V246H153ZM204 247H205V246H204ZM11 248H10V250H11ZM19 248H20V247H19ZM71 248H72V247H71ZM91 248H92V247H91ZM124 248H125V247H124ZM149 248H150V247H149ZM154 248H155V247H154ZM178 248H179V247H178ZM206 248H207V247H206ZM209 248H210V247H209ZM211 248H212V247H211ZM221 248H222V247H221ZM113 249H114V248H113ZM118 249H120V248H118ZM171 249H172V248H171ZM196 249H197V247H196ZM212 249H213V248H212ZM242 249H243V248H242ZM244 249H245V248H244ZM259 249H260V248H259ZM24 250H25V248H24ZM24 250H23V251H24ZM26 250H27V249H26ZM62 250H63V249H62ZM84 250H86V249H84ZM110 250H111V248H110ZM115 250H117V249H115ZM197 250H198V249H197ZM199 250H200V249H199ZM203 250H204V249H203ZM209 250H210V249H209ZM221 250H222V249H221ZM221 250H220V251H221ZM64 251H65V250H64ZM81 251H82V250H81ZM111 251H112V250H111ZM206 251H208V250H206ZM242 251H243V250H242ZM242 251H241V253H242ZM244 251H245V250H244ZM254 251H255V250H254ZM260 251H261V250H260ZM84 252H85V251H84ZM90 252H91V251H90ZM112 252H113V251H112ZM126 252H127V251H126ZM126 252H125V253H126ZM130 252H131V251H130ZM197 252H199V251H197ZM216 252H218V250H217ZM7 253H8V252H7ZM93 253H94V252H93ZM132 253H133V252H132ZM132 253H131V254H132ZM134 253H135V252H134ZM163 253H164V252H163ZM207 253H208V252H207ZM19 254H20V253H19ZM63 254H64V253H63ZM83 254H84V253H83ZM83 254H82V255H83ZM122 254H123V253H122ZM211 254H212V253H211ZM230 254H231V253H230ZM261 254H262V253H261ZM5 255H6V254H5ZM82 255H80V256H82ZM206 255H208V254H204V256H206ZM238 255H239V254H238ZM242 255H243V254H242ZM262 255H263V254H262ZM62 256H63V255H62ZM139 256H140V255H139ZM162 256H163V255H162ZM208 256H210V254H209ZM244 256H245V255H244ZM25 257H26V256H25ZM32 257H33V256H32ZM71 257H72V256H71ZM128 257H129V255H128ZM197 257H198V256H197ZM210 257H211V256H210ZM28 258H29V257H28ZM59 258H60V257H59ZM66 258H68V257H66ZM66 258H65V259H66ZM258 258H259V256H258ZM15 259H16V258H15ZM30 259H31V258H30ZM68 259H69V258H68ZM124 259H125V258H124ZM173 259H174V258H173ZM173 259H172V260H173ZM211 259H212V258H211ZM238 259H239V258H238ZM240 259H241V258H240ZM243 259L245 260V258H243ZM27 260H28V259H27ZM73 260H74V259H73ZM99 260H100V259H99ZM118 260H119V259H118ZM142 260H143V259H142ZM196 260H197V259H196ZM198 260H199V259H198ZM249 260H250V259H249ZM260 260H262V259H260ZM260 260H259V261H260ZM21 261H22V260H21ZM67 261H68V260H67ZM122 261H123V260H122ZM129 261H130V259H129ZM131 261H132V260H131ZM204 261H206V260H204ZM204 261H203V262H204ZM9 262H11V261H9ZM18 262H19V261H18ZM116 262H117V261H116ZM116 262H115V264H116ZM157 262H158V261H157ZM240 262H241V261H240ZM246 262H247V261H246ZM72 263H73V262H72ZM75 263H76V262H75ZM135 263H136V262H135ZM160 263H161V262H160ZM199 263H201V262H199ZM229 263H230V262H229ZM234 263H235V262H234ZM10 264H11V263H10ZM12 264H13V263H12ZM155 264H156V263H155ZM240 264H242V262H241ZM248 264H249V261H248ZM252 264H253V263H252Z\"/></svg>",
  "mask_w": 264,
  "mask_h": 264
}]
</instances>
